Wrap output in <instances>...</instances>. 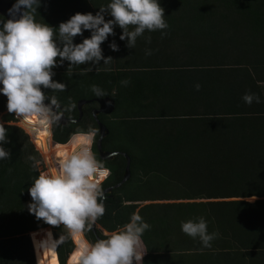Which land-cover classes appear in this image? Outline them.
I'll return each mask as SVG.
<instances>
[{"label": "trees", "instance_id": "1", "mask_svg": "<svg viewBox=\"0 0 264 264\" xmlns=\"http://www.w3.org/2000/svg\"><path fill=\"white\" fill-rule=\"evenodd\" d=\"M68 2L41 0L37 21L58 27L69 16ZM176 2L181 7L166 8L165 18L239 19L247 23L245 27L264 33V0ZM229 38L233 37L196 39L200 44L190 43L180 51L185 58H198L202 48L221 55L201 65L112 74L82 73L79 65L69 68L66 61L54 69L53 79L65 83L67 90L46 91L58 98L62 109L75 104L65 117H77L78 99L98 97L90 90L93 84L113 99L112 112L123 107L112 122H106L102 113L97 119L108 129L101 149L126 153L129 177L107 193L105 215L96 222L95 233L86 234L88 241L95 242V236L106 238L102 230L113 232L139 212L151 225L142 237V264H264V56L249 59L248 52H238L232 57L227 50H217L222 44L212 42ZM223 55H231L232 63H221ZM124 80L129 81L127 86L121 84ZM246 92L257 94L261 102L246 104L242 99ZM6 105L0 98V120L6 122L10 141L4 146L12 153L11 159L0 160V264H37L31 234L42 236V229L50 230L58 239L64 230L38 221L27 209L28 188L38 175L27 157L36 156L41 165L42 159L29 135L12 123ZM95 105L85 103L78 121L60 123L51 136L37 134L27 123L37 143L44 144L50 137L57 147L72 148L70 138L78 128H97L90 113ZM114 139L120 144H113ZM93 151L101 159L95 144ZM102 160L111 171L103 182L105 188L120 180L125 159L118 153ZM171 182L178 195L168 199L190 201H154L166 199L161 193L172 188ZM250 196L255 199L246 200ZM201 216L208 222L209 233L220 234L210 248L181 231L182 221ZM73 248L71 240L60 246L59 264H66Z\"/></svg>", "mask_w": 264, "mask_h": 264}, {"label": "clouds", "instance_id": "2", "mask_svg": "<svg viewBox=\"0 0 264 264\" xmlns=\"http://www.w3.org/2000/svg\"><path fill=\"white\" fill-rule=\"evenodd\" d=\"M40 7L41 0H15L8 9V18L0 19V94L7 97V112L31 124L39 135L51 136L65 112L75 108L70 102V106L62 109L56 96L47 95L46 90H67L65 83L53 79L55 68L67 61L69 68L88 65L82 73H90L100 70L101 61L110 65L114 59L104 56L102 44L116 35V27L122 30L119 39L126 40L129 49L135 48L137 39L146 31H160L163 37L169 28L160 0H110L95 14L77 12L58 27L37 21ZM85 31L90 32V36L74 43V38L83 37ZM145 40L150 44L151 36ZM108 46L113 52L120 50L115 40ZM145 54L151 55L152 50L146 49ZM128 83L121 81L124 86ZM195 88L199 91L201 85L197 83ZM90 90L98 97L106 95L95 84ZM242 99L248 105L261 102L260 97L251 92H246ZM99 135V129L92 125L86 131L78 128L70 138L72 150L58 153L57 166L48 171L41 170V161L36 156L27 157L32 169L38 172L28 188L29 213L38 221L64 230L58 239L50 230L42 229V236L31 234L37 264H59L58 249L69 240L75 248L68 264L143 262L142 237L151 225L139 212L132 213L128 223L106 234V238H98L95 242L86 238L105 215L104 201L108 198L103 182L111 171L93 151ZM8 143L6 122L0 120V160L11 159V150L4 146ZM181 231L199 239L204 248H210L220 235L218 231L209 233L208 222L203 216L182 221Z\"/></svg>", "mask_w": 264, "mask_h": 264}, {"label": "rangeland", "instance_id": "3", "mask_svg": "<svg viewBox=\"0 0 264 264\" xmlns=\"http://www.w3.org/2000/svg\"><path fill=\"white\" fill-rule=\"evenodd\" d=\"M161 6L166 8H179L181 7L176 0H160ZM110 0H85L84 2L81 0H69L68 2V14L69 16L65 19L67 21L72 15H74L77 12L80 13H88L92 12L95 14L101 5H106L109 3ZM210 6H212V3H209ZM222 9H218L220 11ZM110 17H106L108 19ZM166 20H180L182 18H165ZM246 25H242V28L249 29V31H246V33H242L241 35L236 36H228V37H233L229 38L232 40L229 41H224L222 43L212 41L215 45L216 44H222L221 48H217L218 51H225L227 50L228 52H231L232 57L236 56V53L242 52V53H247L250 55L249 59H254V57H259V55L264 56V33H259L256 32L254 28H248L245 27ZM178 28H191V27H180V26H170L166 30L167 35L163 36L161 35L160 31H155V32H145L144 36L139 37L136 41V46L134 49H129L126 47V40L121 41L119 39L122 30L119 27L115 28L116 35L114 37L110 36L107 41H105L102 44L103 48V54L105 57L111 56L113 57V61L110 65H104L103 62L101 61V64L98 65L99 71H105L104 69L110 68L111 70L108 71L112 74L116 72L117 70L120 71H126V70H143V69H157L158 67H180V66H186V65H201L204 64L206 60H204L201 57L198 58H185V55L182 51L185 47L189 46L190 43H199L200 44V39H204V36H189V35H184L182 34H177L172 32V30L178 29ZM240 28V27H239ZM254 29V30H253ZM259 30L260 29H256ZM264 32V30H263ZM90 32L85 31L84 36H77L74 38V43H80L82 42L83 38L89 37ZM151 36V43H147L145 40V37ZM246 36V37H245ZM188 37H191L193 39H188ZM244 37V38H242ZM216 39H224L227 37L219 36L215 37ZM199 39V40H196ZM219 39V41H220ZM113 40L119 45L120 50L118 52H113L109 48V43H111ZM231 48V49H228ZM146 49H151L152 54L151 55H146L145 50ZM205 49V50H204ZM208 48H202V53L205 54ZM231 55L229 57L223 58V61L221 63H232ZM217 57H212L211 59H214ZM231 60V61H230ZM211 62V61H209ZM88 67V65H79L80 70L82 71L83 68ZM95 71V70H93ZM111 75V74H109ZM123 112V107H119L118 109L116 108L112 114H108L104 117V120L106 122H112L113 118L115 116H118L120 113ZM13 123L19 127H21L30 137L32 144L34 147L37 149L39 152L41 159H42V165L41 170L43 171H48L54 167L57 166V153H62V152H68L71 151L72 148H60L57 147L54 142L51 140L50 137L46 139L44 144L37 143V139L35 137V133L32 131V127L22 119H17L13 114ZM113 144L119 145L120 141L118 140H113ZM172 188L167 187L161 195L165 197L166 199H160V200H154L157 202H170V201H190V199H168L170 197H174L175 195H178L177 192L174 191L173 188V183H169ZM254 196H250L246 198L248 201L254 200ZM193 200H199V199H193ZM50 229V227H47ZM102 234H111L112 232H106L104 230L101 231ZM30 241V240H29ZM73 243V242H72ZM74 245V244H73ZM31 249L32 245L30 243ZM75 248V245H74ZM74 248L72 252L68 255L66 259V264H68V260L70 256L72 255ZM142 252L144 253V248L142 246ZM33 253V250H32ZM34 257V256H33Z\"/></svg>", "mask_w": 264, "mask_h": 264}, {"label": "water", "instance_id": "4", "mask_svg": "<svg viewBox=\"0 0 264 264\" xmlns=\"http://www.w3.org/2000/svg\"><path fill=\"white\" fill-rule=\"evenodd\" d=\"M14 2L15 1H13V0H0V15L3 16V18H5V19L8 18V15H7L8 9L12 7V4ZM0 87H2V85H0ZM0 98L7 101V97L4 96L3 94H0ZM88 102H95L96 103V105L90 109V113H91V116L93 117L94 121L96 122L97 129H99V131H100V135L97 137V141L95 143L99 158L111 159L114 155L120 153L125 159V165H124L120 180L117 181L116 183L109 185V186L104 188L106 193H109L111 191V189L118 187L119 185L122 184V182H124L129 177V169H128L129 158H128L127 154L124 152H119V151H115V150L110 151V150H102L101 149V139L108 133V129L106 128V126L101 121H99L97 119V115L99 113H102L105 115L110 114L114 108L113 99L108 97V96L96 97V98H90V99H78L76 101L77 117L76 118H67L64 116L61 123L63 124L65 122H76V121H78V119L82 115V106ZM95 226H96V224L94 225V227L92 229V233H95ZM95 237H96V239H98L97 236H95Z\"/></svg>", "mask_w": 264, "mask_h": 264}, {"label": "crops", "instance_id": "5", "mask_svg": "<svg viewBox=\"0 0 264 264\" xmlns=\"http://www.w3.org/2000/svg\"><path fill=\"white\" fill-rule=\"evenodd\" d=\"M170 26L180 27H191V28H178L172 30L177 34H184L189 36L201 35L204 37H219V36H238L242 33H246L249 29L242 28V25L247 24L243 20L239 19H203V20H192V19H180V20H167ZM240 27V28H239ZM185 55V54H184ZM221 55H213L212 53L206 52L205 54H199L198 57L204 60L212 57H220ZM233 56V55H232ZM222 57H226L223 55Z\"/></svg>", "mask_w": 264, "mask_h": 264}, {"label": "built area", "instance_id": "6", "mask_svg": "<svg viewBox=\"0 0 264 264\" xmlns=\"http://www.w3.org/2000/svg\"><path fill=\"white\" fill-rule=\"evenodd\" d=\"M13 123V122H12ZM57 163V162H56Z\"/></svg>", "mask_w": 264, "mask_h": 264}, {"label": "flooded vegetation", "instance_id": "7", "mask_svg": "<svg viewBox=\"0 0 264 264\" xmlns=\"http://www.w3.org/2000/svg\"><path fill=\"white\" fill-rule=\"evenodd\" d=\"M94 107V106H93ZM92 108V107H91Z\"/></svg>", "mask_w": 264, "mask_h": 264}]
</instances>
